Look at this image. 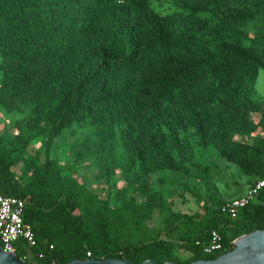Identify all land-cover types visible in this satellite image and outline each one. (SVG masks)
I'll return each instance as SVG.
<instances>
[{"label": "trees", "instance_id": "1", "mask_svg": "<svg viewBox=\"0 0 264 264\" xmlns=\"http://www.w3.org/2000/svg\"><path fill=\"white\" fill-rule=\"evenodd\" d=\"M174 5L164 10L153 0H0V105L23 115L11 145L0 140V175L48 132L56 136L72 125L84 129L111 121L140 128L152 169L182 170L151 152L161 147V124L177 123L214 142L243 174L260 178L264 149L230 138L257 111L249 88L264 62L227 40L234 27L264 13V0ZM136 150L133 162L139 160ZM27 166L29 181L20 190L0 186V195L25 202L23 220L36 245L19 240L15 254L20 260L29 254L26 264L109 258L189 264L225 252L203 253L213 230L227 250L234 238L264 229L263 187L235 219L222 211L225 201L205 208L195 234L181 238V249L191 255L180 262L164 240L141 236L156 210L169 212L159 192L142 189V203L123 193L120 207L110 208L54 160L33 159ZM186 218L170 212L166 229Z\"/></svg>", "mask_w": 264, "mask_h": 264}, {"label": "rangeland", "instance_id": "2", "mask_svg": "<svg viewBox=\"0 0 264 264\" xmlns=\"http://www.w3.org/2000/svg\"><path fill=\"white\" fill-rule=\"evenodd\" d=\"M153 3L156 9L167 10L175 6L174 0H153ZM229 36L227 43L250 48L264 62V13L234 27ZM204 42L208 44V41ZM249 99L256 103L257 111L249 115L246 125L238 126L231 133L230 139L264 149L263 68L257 71L254 84L249 88ZM22 118V114L7 112L0 105V140L4 144L9 146L15 139L18 133L15 123ZM158 129L161 147L151 150L153 157H168L182 170L152 169L145 157L147 145L140 128L110 121L84 129L72 125L59 135L48 132L33 140L16 164L9 167L8 173L0 175V186L20 190L31 174L28 162L36 159L43 163L50 159L57 163L63 174H72L78 183L93 191L110 208L120 207L123 193L142 203V189L159 192L168 204L169 212L156 210L146 221L141 236L146 240H164L173 248L176 259L186 262L191 254L181 249L182 236L195 234V224L201 220L205 208H216L222 201L246 192L255 178L243 174L214 142H204L191 126L175 123L170 128L161 124ZM133 150L139 155L137 162L132 161ZM170 212L187 218L175 222L167 230L165 219Z\"/></svg>", "mask_w": 264, "mask_h": 264}, {"label": "built area", "instance_id": "3", "mask_svg": "<svg viewBox=\"0 0 264 264\" xmlns=\"http://www.w3.org/2000/svg\"><path fill=\"white\" fill-rule=\"evenodd\" d=\"M263 187L264 165L261 168L260 178L256 179L242 196L226 200L222 205V211L230 219H235L239 210L251 203ZM24 206L25 202L20 198L0 195V248L3 252L15 253V245L19 240L25 241L30 248L36 245L35 236L30 225L23 220ZM238 238L231 240L226 250L219 232L213 230L210 233L208 242L203 245L202 251L206 255L224 251V253H227L234 249L235 245L233 244ZM49 248L52 249V246ZM38 257L41 258L42 254H38ZM29 258L30 255L28 254L24 255L21 260L25 262Z\"/></svg>", "mask_w": 264, "mask_h": 264}, {"label": "water", "instance_id": "4", "mask_svg": "<svg viewBox=\"0 0 264 264\" xmlns=\"http://www.w3.org/2000/svg\"><path fill=\"white\" fill-rule=\"evenodd\" d=\"M233 250L221 254L215 259H201L189 264H264V229L255 230L240 236L234 242ZM0 264H26L18 259L15 253L3 252L0 248ZM52 264V263H51ZM55 264V263H53ZM67 264H135L129 260L104 259V260H78L74 259ZM141 264H179L173 261L158 263L153 260H145Z\"/></svg>", "mask_w": 264, "mask_h": 264}, {"label": "crops", "instance_id": "5", "mask_svg": "<svg viewBox=\"0 0 264 264\" xmlns=\"http://www.w3.org/2000/svg\"><path fill=\"white\" fill-rule=\"evenodd\" d=\"M243 192H245V191H243ZM241 193L239 196H242L244 193ZM239 196H236V197H239ZM236 197H233V198H236ZM230 199H232V198H230ZM229 200V199H228ZM226 201V200H225Z\"/></svg>", "mask_w": 264, "mask_h": 264}]
</instances>
